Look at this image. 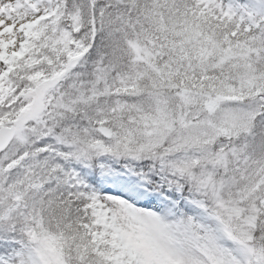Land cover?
Returning a JSON list of instances; mask_svg holds the SVG:
<instances>
[{
    "label": "snow or ice",
    "instance_id": "1",
    "mask_svg": "<svg viewBox=\"0 0 264 264\" xmlns=\"http://www.w3.org/2000/svg\"><path fill=\"white\" fill-rule=\"evenodd\" d=\"M0 264H264V0H0Z\"/></svg>",
    "mask_w": 264,
    "mask_h": 264
}]
</instances>
